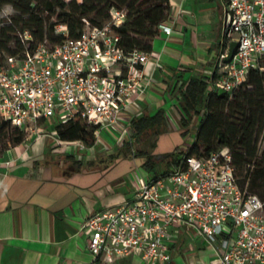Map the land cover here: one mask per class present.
Returning <instances> with one entry per match:
<instances>
[{
  "label": "built area",
  "instance_id": "1",
  "mask_svg": "<svg viewBox=\"0 0 264 264\" xmlns=\"http://www.w3.org/2000/svg\"><path fill=\"white\" fill-rule=\"evenodd\" d=\"M223 6L221 49L207 92L233 93L247 83L251 70L264 75V0H223ZM184 13L179 7L177 18ZM126 20L127 12L116 8L103 26L84 18L77 38L58 23L55 33L64 36L61 42L6 56L0 67V113L25 132V141L47 135L51 122L61 140L58 127L81 117L97 130L94 144L78 140L79 149L98 145L107 129L126 134L135 155V139L122 114L151 89L154 78L146 68L159 59L153 51H125L115 28ZM159 32L170 36V22L161 23ZM232 41L238 46L226 62ZM258 148L264 149V124ZM183 165L165 177L141 180L130 198L84 221L82 230L90 232L88 246L96 260L118 264L138 257L142 264H168L172 229L184 226L216 248L218 264H264V199L248 185L240 186L230 150L190 155Z\"/></svg>",
  "mask_w": 264,
  "mask_h": 264
},
{
  "label": "crops",
  "instance_id": "2",
  "mask_svg": "<svg viewBox=\"0 0 264 264\" xmlns=\"http://www.w3.org/2000/svg\"><path fill=\"white\" fill-rule=\"evenodd\" d=\"M200 2L169 0L173 32L170 36L159 32L152 50L159 60L146 68L153 85L122 114L135 139V155L121 131L104 129L98 145L81 150L78 141L58 140L51 122L47 135L26 140L0 157V264H103L89 249L84 221L121 204L141 180L151 178L143 168L145 158L137 154L140 143L132 121L163 110L167 130L158 137L155 150L162 168L168 155L183 147L174 133L182 136L181 89L192 77H204L208 86L214 75L225 19L223 0ZM179 7L185 13L177 18ZM182 139L187 144L182 149L192 144ZM115 154L119 156L112 160ZM67 156L81 162L80 171L64 173L71 162ZM171 253L168 264H218L216 248L184 226L172 229ZM118 264L142 263L132 257Z\"/></svg>",
  "mask_w": 264,
  "mask_h": 264
},
{
  "label": "trees",
  "instance_id": "3",
  "mask_svg": "<svg viewBox=\"0 0 264 264\" xmlns=\"http://www.w3.org/2000/svg\"><path fill=\"white\" fill-rule=\"evenodd\" d=\"M6 5H11L15 12H9ZM112 8L127 12V20L115 28L126 52L135 48L152 51L159 25L171 18L169 0H0V67L8 55L31 53L41 43L61 42L64 36L55 33L58 23L66 24L70 37L77 38L84 30V18L94 26H103L109 21ZM5 12L7 17H4ZM54 16L57 21L51 23ZM25 32H29V38L25 37ZM12 42L15 48L10 47ZM185 86L181 89L182 136L189 134L194 120L199 119V124L193 143L186 149L178 147L171 152L165 159V168L158 167L160 161L155 154L158 137L167 130L163 110L132 121L134 136L140 143L137 154L145 158L144 170L156 180L167 176L173 168L184 166L187 156L206 157L226 147L231 152L240 186L248 185L250 192L264 199V149L258 148L264 124V75L251 70L247 83L233 93L207 92L204 77H192ZM96 130V126L77 117L59 126L57 132L62 141L81 140L93 145ZM25 139V132L12 126L0 113V157ZM67 157L71 162L64 173L80 171L81 162Z\"/></svg>",
  "mask_w": 264,
  "mask_h": 264
},
{
  "label": "rangeland",
  "instance_id": "4",
  "mask_svg": "<svg viewBox=\"0 0 264 264\" xmlns=\"http://www.w3.org/2000/svg\"><path fill=\"white\" fill-rule=\"evenodd\" d=\"M201 2L200 3H203L202 2V0H200ZM6 7V9L9 11V12H11V13H14L15 12V10H14V8L11 6V5H6L5 6ZM57 21V19H56V17L54 16V17H52L51 18V20H50V22L52 23V22H56ZM220 26H218V28H219ZM223 27H224V23H223ZM10 47L11 48H15V43L14 42H12V43H10ZM199 124V119H196V120H194V122H193V124H192V128H191V131L189 132V134L186 136V141H187V143H193V141H194V138H195V132H196V129H197V125ZM51 127H54L53 125H51ZM176 135H177V138L178 139H180V143H179V145H181V146H183L182 148H184L185 146H187V144L184 142V140L182 139V136H181V134L180 133H178V132H174ZM162 134V133H161ZM160 134V135H161ZM156 150V149H155ZM158 161H161V159L159 158H156ZM165 162L162 164V168H165Z\"/></svg>",
  "mask_w": 264,
  "mask_h": 264
},
{
  "label": "water",
  "instance_id": "5",
  "mask_svg": "<svg viewBox=\"0 0 264 264\" xmlns=\"http://www.w3.org/2000/svg\"><path fill=\"white\" fill-rule=\"evenodd\" d=\"M237 46H238V43L236 41H232L231 42L229 53H228V55H227V57L225 59L226 62H228L233 57Z\"/></svg>",
  "mask_w": 264,
  "mask_h": 264
}]
</instances>
